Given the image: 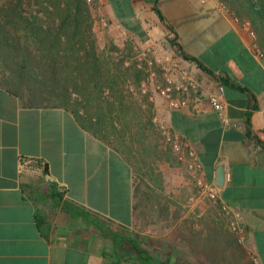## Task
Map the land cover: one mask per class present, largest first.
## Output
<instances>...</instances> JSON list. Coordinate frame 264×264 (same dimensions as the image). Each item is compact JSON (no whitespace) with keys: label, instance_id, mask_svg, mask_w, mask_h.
Instances as JSON below:
<instances>
[{"label":"crops","instance_id":"0c3cea01","mask_svg":"<svg viewBox=\"0 0 264 264\" xmlns=\"http://www.w3.org/2000/svg\"><path fill=\"white\" fill-rule=\"evenodd\" d=\"M107 1L139 40L169 38V25L188 55L251 91L221 85L180 55L203 98L181 110L160 105L167 125L198 153L209 182L225 167L219 201L197 197L187 206L176 199L182 210L167 211V226L141 227L135 174L123 154L72 112L26 106L0 86V264H264V61L253 54L243 23L218 0ZM185 8L192 11L188 24L180 15ZM211 95L221 96L236 125L223 122ZM248 113L261 144L247 135ZM22 159L37 163L23 171ZM214 204L234 216L209 211ZM233 219L245 228L242 244Z\"/></svg>","mask_w":264,"mask_h":264},{"label":"rangeland","instance_id":"374dc122","mask_svg":"<svg viewBox=\"0 0 264 264\" xmlns=\"http://www.w3.org/2000/svg\"><path fill=\"white\" fill-rule=\"evenodd\" d=\"M3 1L5 0H0V3ZM163 1L167 4V0ZM40 2L43 0H24L22 8L28 10L27 18L32 15L42 18L41 14L33 13L39 9ZM47 2L49 5L58 3L57 0ZM61 2L64 8L72 7L73 12L76 6L89 11L85 15L88 30L86 34L89 38L86 43L87 52L81 51L87 66L79 71L78 65L74 63L73 74H70L67 83L73 100L78 103L79 113L87 118L93 117L94 122L100 124L101 135L108 138V145L114 149L118 147L121 150L119 153L130 162L135 174L138 224L146 228L167 226V211L182 210L176 199L187 200V206H190L192 200L200 197L187 166L179 160L172 148L170 138L176 132L167 125V120L160 113L162 103L167 107L165 100L158 94V88L164 85L162 66L167 62L168 56L181 61L180 55L167 37L162 40L150 37L145 42L130 34L108 9L107 0L102 3L96 0L92 6L88 0ZM225 5L229 10L226 1ZM173 13L170 11L169 15ZM165 14L167 16V9ZM180 15L188 24L192 11L185 8ZM103 20L107 22L106 26L103 25ZM66 32L68 34L63 35V40L74 38L79 49L82 38L77 37L78 34L73 37L74 27ZM24 40L29 41L27 37ZM144 52L147 55H143ZM93 53L101 75L91 69L94 63ZM87 58L90 67L86 63ZM151 61L153 64L150 66L148 62ZM143 85L147 87V93L142 92ZM151 97L154 99L151 100ZM155 117L164 121L165 130L157 126ZM208 210L224 215L217 204L208 206Z\"/></svg>","mask_w":264,"mask_h":264},{"label":"trees","instance_id":"16d2710c","mask_svg":"<svg viewBox=\"0 0 264 264\" xmlns=\"http://www.w3.org/2000/svg\"><path fill=\"white\" fill-rule=\"evenodd\" d=\"M47 1L40 2L39 9L33 11L36 15L41 14L42 18L31 14L33 20L27 18L28 10L22 8L24 0H5L0 3V86L9 90L26 106L64 108L72 112L87 131L106 142L108 138L101 135L100 124L94 122L93 117L87 118L79 113L78 103L73 100L67 87L68 78L73 74V64L78 65L79 71L87 66L81 51L87 52L86 43L89 38L86 34L85 15L89 11L76 6L73 12L72 7L64 8L61 0H57L58 3L54 5H49ZM225 1L241 23H250L251 31L257 36L259 47L264 53V0ZM154 10L161 21L165 22L157 5ZM71 27L75 29L73 37L78 34L77 37L82 38L79 49L74 38L63 40V35L68 34L66 31ZM167 28L173 35L168 38L169 42L185 60L195 62L221 85L251 95L247 87L233 82L229 77L218 76L197 58L188 55L178 43L174 28L169 25ZM25 37L29 41L24 40ZM93 55L91 69L101 75L98 61ZM88 59L86 63L89 65ZM246 125L247 135L261 144L253 131L250 113ZM115 149L121 151L118 147Z\"/></svg>","mask_w":264,"mask_h":264},{"label":"built area","instance_id":"2783aa9c","mask_svg":"<svg viewBox=\"0 0 264 264\" xmlns=\"http://www.w3.org/2000/svg\"><path fill=\"white\" fill-rule=\"evenodd\" d=\"M98 1L102 3L103 0ZM218 2L221 8L225 9L226 5L224 0H219ZM88 3L91 6L95 5L96 0H88ZM103 25H107L105 20H103ZM243 25L247 37L250 40V48L253 54L264 61V53L259 47L257 36L251 31L250 23H244ZM148 51L151 52L150 49ZM143 55H147V52H144ZM148 64L151 66L153 63L151 61L148 62ZM162 70L164 74V85L158 88V94L165 100L171 110H181L188 107L191 99H193L195 103H199L202 100L203 96L198 82L192 76L191 72L183 67L179 59H174L172 56H168L167 62L162 66ZM152 76H154V74H152ZM153 78L154 77H152V80ZM220 89L223 90V87L221 86ZM142 92H148L145 85L142 86ZM150 99L153 100L154 98L151 97ZM209 102L213 110L221 116L226 125H236L226 114V108L220 95H211L209 97ZM154 122L161 130L166 129L164 121L158 117L154 118ZM170 140L172 142V148L178 155L179 160L187 166L190 176L193 178L199 189L200 197L218 202L220 187L213 182H209L205 178L203 164L198 153L191 147L190 143L184 141V139L177 133L172 135ZM36 163L35 160L22 159L21 170L31 171ZM221 209L224 214L232 217L234 216L233 211L230 210L227 205H222ZM230 228L237 236L238 242L241 244L244 243L246 240V232L243 225L240 224L239 221L233 219L230 222ZM255 263H258V260H255Z\"/></svg>","mask_w":264,"mask_h":264},{"label":"water","instance_id":"95a60500","mask_svg":"<svg viewBox=\"0 0 264 264\" xmlns=\"http://www.w3.org/2000/svg\"><path fill=\"white\" fill-rule=\"evenodd\" d=\"M226 181V170L224 166H219L217 169V175H216V185L219 187H222L225 185Z\"/></svg>","mask_w":264,"mask_h":264}]
</instances>
